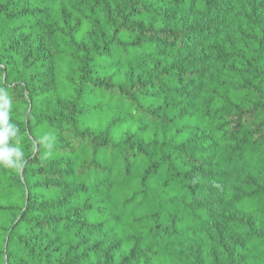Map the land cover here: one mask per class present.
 Here are the masks:
<instances>
[{
	"label": "trees",
	"instance_id": "obj_1",
	"mask_svg": "<svg viewBox=\"0 0 264 264\" xmlns=\"http://www.w3.org/2000/svg\"><path fill=\"white\" fill-rule=\"evenodd\" d=\"M247 3L0 0V264H264V18Z\"/></svg>",
	"mask_w": 264,
	"mask_h": 264
},
{
	"label": "rangeland",
	"instance_id": "obj_2",
	"mask_svg": "<svg viewBox=\"0 0 264 264\" xmlns=\"http://www.w3.org/2000/svg\"><path fill=\"white\" fill-rule=\"evenodd\" d=\"M234 0H227V4L231 5ZM247 10L249 14L253 17L257 18H264V0H247ZM224 21L223 15L219 13L214 14H207V13H195L193 14L189 22L191 25L198 27V28H207V29H215L217 28L221 22ZM214 40L213 37H206L201 41H198L194 44L193 47V54L194 57L199 58L200 56H204L205 51L207 50L208 46ZM36 47L35 42H31L29 44H25V49L30 50L31 48ZM222 200V203L219 205L218 209L216 210V216L219 214H231L232 211L228 209V205L226 204V196H219ZM213 224L215 227V233L218 240H227L230 242L240 241L242 240L243 235L235 232L232 228L228 225L223 223L220 219L213 220Z\"/></svg>",
	"mask_w": 264,
	"mask_h": 264
},
{
	"label": "clouds",
	"instance_id": "obj_3",
	"mask_svg": "<svg viewBox=\"0 0 264 264\" xmlns=\"http://www.w3.org/2000/svg\"><path fill=\"white\" fill-rule=\"evenodd\" d=\"M10 151L15 152L16 158H17V160H19V157H20L21 153L18 150H10ZM4 162L6 164H9V163L14 164V163H16V161H9V160H5Z\"/></svg>",
	"mask_w": 264,
	"mask_h": 264
}]
</instances>
